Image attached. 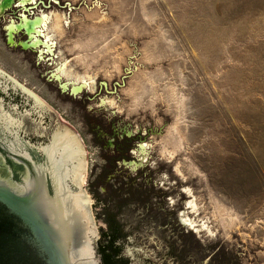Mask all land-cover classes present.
<instances>
[{
    "label": "rangeland",
    "instance_id": "rangeland-1",
    "mask_svg": "<svg viewBox=\"0 0 264 264\" xmlns=\"http://www.w3.org/2000/svg\"><path fill=\"white\" fill-rule=\"evenodd\" d=\"M53 1L62 8L50 3L47 13L56 62L0 43V74L20 81V96L55 113L71 138L82 135L99 246L113 215L126 264H264V0ZM61 62L92 88L60 93L66 79L43 69ZM123 134L139 153L105 182L149 198L135 192L139 206L124 202L111 214L106 188L92 183Z\"/></svg>",
    "mask_w": 264,
    "mask_h": 264
},
{
    "label": "water",
    "instance_id": "water-1",
    "mask_svg": "<svg viewBox=\"0 0 264 264\" xmlns=\"http://www.w3.org/2000/svg\"><path fill=\"white\" fill-rule=\"evenodd\" d=\"M19 82L0 74V93L21 100ZM29 132L31 144L47 147L33 170L0 171V264H100L79 146L45 107H32ZM188 209L177 217L188 215Z\"/></svg>",
    "mask_w": 264,
    "mask_h": 264
},
{
    "label": "flooded vegetation",
    "instance_id": "flooded-vegetation-1",
    "mask_svg": "<svg viewBox=\"0 0 264 264\" xmlns=\"http://www.w3.org/2000/svg\"><path fill=\"white\" fill-rule=\"evenodd\" d=\"M50 3L54 4L52 6H57L62 9L61 6L53 0H49L48 4L46 0H36V3H32L31 0H0V43L10 49L16 48L22 52L31 51L38 64L46 63L52 65L53 62L55 63L58 53L56 51V46L53 47L54 54L49 53L52 52V48L48 50L47 45L44 44L46 42L47 30L42 26V22H46L48 11L52 8ZM25 22H28L29 29L24 27ZM46 23L47 25L50 24L49 22ZM35 26H38V30ZM32 28H34V30H31ZM37 31H41L42 35L37 34ZM48 45L52 47L50 41ZM60 65H58V67L56 65L52 70L43 69V77L48 75L52 81H55L54 74ZM57 81L58 80L55 82ZM62 84L63 82H60V85ZM71 88L72 84L68 83L65 90L62 89V86H59L58 91L76 98L78 94L74 95L71 92ZM84 89L88 88H83V90ZM83 90L81 91L82 93ZM22 94L21 100L17 102L10 100H14V97H4L3 94L0 95V99H2L0 101V156L4 157L6 161L4 163L0 160L1 172L11 171L12 173H16L20 171L25 174L28 170H33V165H35L38 160H43V155L47 147L31 144L32 137L29 134L32 107L33 109L41 110L44 108V105L31 101L28 92L25 91ZM102 103L103 105L106 104L104 101ZM74 109L75 111L71 113V119H69V115H64L70 122H74L78 116L76 107H74ZM83 125L85 130L90 131V134L93 136L94 123L88 119L86 121L83 120ZM96 125L103 132H106V128L100 127V124ZM90 127H92V129H90ZM122 136L124 140H120V142L113 140L112 156L108 158L103 157L105 165L99 169L100 172L92 183L94 188H108L109 184L105 182L106 179L111 176L112 173L116 172L117 168H124L122 162L128 160L133 154H137L138 149L136 152H132L133 145H135L133 141L134 136H128L126 134ZM72 138L77 142L80 148V156L82 157L81 153H83L85 147L82 135L76 133ZM140 149L141 151L144 150L141 147ZM139 175L142 177L141 173ZM15 179L21 181L19 175L15 177ZM69 182L71 183V181Z\"/></svg>",
    "mask_w": 264,
    "mask_h": 264
},
{
    "label": "trees",
    "instance_id": "trees-1",
    "mask_svg": "<svg viewBox=\"0 0 264 264\" xmlns=\"http://www.w3.org/2000/svg\"><path fill=\"white\" fill-rule=\"evenodd\" d=\"M132 181H135V178ZM117 182L118 180L115 178V182H112V185L109 184L108 188H106L110 199H112L111 208L115 209L111 214H115L122 207L124 202L129 203V205L139 206L142 198L143 200L149 198L144 195L146 190H143L141 187L134 189L132 188V184L128 185L125 183H118L119 185L116 186L115 183ZM140 189H142V191ZM135 192L138 193L139 197L142 195L140 200H137V197L134 196ZM142 204L144 207L149 206L146 202ZM106 223H108L109 227L108 230L103 232L99 246L100 264H126L125 260L122 258L121 248L119 246L120 241L125 238V234L121 232V228L113 215L111 217L109 216ZM181 252L184 254L185 250L183 249Z\"/></svg>",
    "mask_w": 264,
    "mask_h": 264
},
{
    "label": "bare ground",
    "instance_id": "bare-ground-1",
    "mask_svg": "<svg viewBox=\"0 0 264 264\" xmlns=\"http://www.w3.org/2000/svg\"><path fill=\"white\" fill-rule=\"evenodd\" d=\"M51 20H52V16L46 17V22H51ZM46 22L45 21L42 22L43 28H45L47 30L46 42L44 44L47 45V49L50 50L51 47L48 45V43H49V41H51V38H53V35H52V32L50 33V30H49ZM24 27L28 28V29L30 28L28 25V22H25ZM31 30H34V28H32ZM41 33H42L41 31H37V34H41ZM54 78L58 81H60L62 78H65L66 82L62 85V89L65 90L68 86V83H70V84H72L71 92L74 95L79 94L83 90V88L91 89L92 87L90 88V86L93 83V79L90 76H80V75H77L74 72H72V70H70V68H68L66 62H62V64L59 66L56 73L54 74ZM70 140H71V144H77V142L74 140V138L70 137ZM85 200H86V198H85ZM185 221H188V220L185 219Z\"/></svg>",
    "mask_w": 264,
    "mask_h": 264
},
{
    "label": "snow or ice",
    "instance_id": "snow-or-ice-1",
    "mask_svg": "<svg viewBox=\"0 0 264 264\" xmlns=\"http://www.w3.org/2000/svg\"><path fill=\"white\" fill-rule=\"evenodd\" d=\"M31 2L32 3H36V0H31ZM36 28H37V30H38V26H35ZM41 35H42V33H41ZM33 42H35V41H33ZM143 147H146V145H141V148H143Z\"/></svg>",
    "mask_w": 264,
    "mask_h": 264
}]
</instances>
